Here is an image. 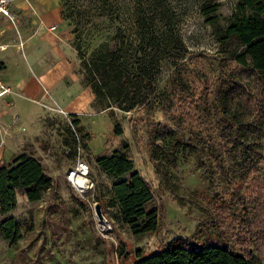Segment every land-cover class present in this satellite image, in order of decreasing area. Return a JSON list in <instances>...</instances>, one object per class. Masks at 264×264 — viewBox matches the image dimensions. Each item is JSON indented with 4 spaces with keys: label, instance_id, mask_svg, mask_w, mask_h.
<instances>
[{
    "label": "rangeland",
    "instance_id": "rangeland-1",
    "mask_svg": "<svg viewBox=\"0 0 264 264\" xmlns=\"http://www.w3.org/2000/svg\"><path fill=\"white\" fill-rule=\"evenodd\" d=\"M146 1L59 0L83 87L86 72L74 43L80 44L88 59L104 41L112 45L117 35L125 44L133 40L135 17L139 11H147ZM163 1L175 17L185 47L184 58L175 64L163 63L156 76L157 93H164L161 97H166L168 112H163L156 102L148 112H125L106 107V100H97L93 95L91 110L77 116L80 123L75 125L61 108L44 99L38 103L43 110L39 125H23L25 140L11 159L24 153L40 160L51 186L35 202L18 194L15 208L0 215V222L9 217L18 222L21 237L16 244H10L0 235V264H132L138 250L147 256L177 237L196 245H227L252 259V264H264V156L252 166L247 184L242 186L234 183L240 174L241 159L229 168L235 176L228 180L214 164L206 162L205 156L197 166L199 157L193 148H173L174 163L160 159V172H156L150 157V133L155 129L160 132L156 134V144L171 149L170 141L172 144L177 135L171 116L191 135H198V147L207 141L221 144L220 138L212 139L222 125L216 95L222 94L224 86L232 81L253 97L257 107L253 113L258 111L264 116L261 87L254 76L226 61L201 13L205 2L216 3L218 21L226 26L238 0ZM11 23L19 37L18 23ZM16 40L22 47V41ZM116 124L122 134L114 132ZM165 130L173 131L170 137L162 134ZM65 141L71 143L65 145ZM249 142L250 139L246 141ZM124 143L127 149H123ZM115 150L122 151L151 186L155 204L160 207L159 227L154 233L134 236L118 217V208L111 200L114 180L96 164L97 157L111 155ZM80 164L87 166L84 190L76 188L68 178V173ZM97 204L102 219L96 214Z\"/></svg>",
    "mask_w": 264,
    "mask_h": 264
},
{
    "label": "trees",
    "instance_id": "trees-1",
    "mask_svg": "<svg viewBox=\"0 0 264 264\" xmlns=\"http://www.w3.org/2000/svg\"><path fill=\"white\" fill-rule=\"evenodd\" d=\"M146 8V12L137 13L135 38L126 44L123 37L117 35L113 37L112 45L104 41L87 59L80 44L74 43L86 72L84 86L91 90L95 99L106 100V107L114 106L125 112L136 109L148 112L157 103L163 112H168L166 97H161L164 93H157L156 76L163 63L181 61L185 56V47L168 5L163 0H147ZM217 9L216 3L207 1L202 5L201 13L205 23L212 28L221 52L227 57L226 61L254 76L264 92V0H238L226 26L220 25ZM221 93L216 95V104L222 125L212 139L220 138L222 143L215 145L214 141H207L206 145L198 147L195 144L198 135H191L171 116L170 120L177 130L174 142L171 144L170 141L171 149L156 144V134H160L158 129L150 133V157L156 172L161 171L160 159L174 163L173 148H193L199 157L197 166L205 156L206 162L214 164L228 180H233L235 176L231 175L229 168L241 159L238 162L240 174L234 183L236 186L247 184L252 166L264 156V116L258 111L253 113L257 108L253 97L238 82L232 81L231 85L224 86ZM246 111L250 112L248 119L244 118ZM70 116L73 124L79 125L77 115ZM114 132L122 134L119 124L115 125ZM164 133L170 137L173 131L165 130ZM249 139L251 142L247 144ZM75 141L72 137V142ZM70 143L65 141V145ZM122 147L127 149V143ZM96 164L113 178L111 200L118 208V217L129 226L132 234L142 236L156 232L160 207L155 204L150 184L134 170L132 161L122 151L115 150L111 155L97 157ZM50 186L51 179L43 164L33 156L23 153L1 164L0 215L8 214L15 208L18 194L35 202ZM0 235L10 244H16L21 238L18 222L13 217L1 221ZM132 264H252V259L227 245H196L177 237L150 255L143 256L138 250Z\"/></svg>",
    "mask_w": 264,
    "mask_h": 264
},
{
    "label": "crops",
    "instance_id": "crops-1",
    "mask_svg": "<svg viewBox=\"0 0 264 264\" xmlns=\"http://www.w3.org/2000/svg\"><path fill=\"white\" fill-rule=\"evenodd\" d=\"M11 10L19 37L0 17V79L10 89L0 98V165L10 162L24 142L23 125H39L43 99L80 117L91 110L93 98L79 82L59 0H12Z\"/></svg>",
    "mask_w": 264,
    "mask_h": 264
},
{
    "label": "built area",
    "instance_id": "built-area-1",
    "mask_svg": "<svg viewBox=\"0 0 264 264\" xmlns=\"http://www.w3.org/2000/svg\"><path fill=\"white\" fill-rule=\"evenodd\" d=\"M12 0H0V17L7 18L10 22H16L17 17L11 10ZM10 89L0 79V98L8 94Z\"/></svg>",
    "mask_w": 264,
    "mask_h": 264
},
{
    "label": "bare ground",
    "instance_id": "bare-ground-1",
    "mask_svg": "<svg viewBox=\"0 0 264 264\" xmlns=\"http://www.w3.org/2000/svg\"><path fill=\"white\" fill-rule=\"evenodd\" d=\"M86 173L87 166L85 164H80L76 170H72L68 173V178H70L71 182L76 188L84 190L87 188V179L85 177Z\"/></svg>",
    "mask_w": 264,
    "mask_h": 264
},
{
    "label": "water",
    "instance_id": "water-1",
    "mask_svg": "<svg viewBox=\"0 0 264 264\" xmlns=\"http://www.w3.org/2000/svg\"><path fill=\"white\" fill-rule=\"evenodd\" d=\"M95 210H96V214H97L98 218L102 219L103 216H102V214L100 212V205L99 204L96 205Z\"/></svg>",
    "mask_w": 264,
    "mask_h": 264
}]
</instances>
